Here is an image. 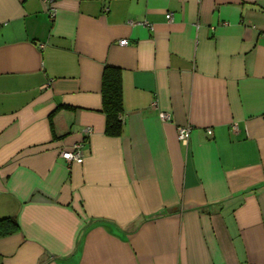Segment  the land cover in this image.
<instances>
[{
  "label": "crops",
  "instance_id": "crops-1",
  "mask_svg": "<svg viewBox=\"0 0 264 264\" xmlns=\"http://www.w3.org/2000/svg\"><path fill=\"white\" fill-rule=\"evenodd\" d=\"M7 217L0 264H264V0H0Z\"/></svg>",
  "mask_w": 264,
  "mask_h": 264
},
{
  "label": "trees",
  "instance_id": "trees-1",
  "mask_svg": "<svg viewBox=\"0 0 264 264\" xmlns=\"http://www.w3.org/2000/svg\"><path fill=\"white\" fill-rule=\"evenodd\" d=\"M122 92L121 68L115 65H106L102 76V110L106 115V132L110 135H120L123 131L124 104ZM51 121L53 124V118ZM19 228V223L15 217L0 220V236L12 234Z\"/></svg>",
  "mask_w": 264,
  "mask_h": 264
},
{
  "label": "built area",
  "instance_id": "built-area-1",
  "mask_svg": "<svg viewBox=\"0 0 264 264\" xmlns=\"http://www.w3.org/2000/svg\"><path fill=\"white\" fill-rule=\"evenodd\" d=\"M51 16L53 17L56 14V9L53 7L50 11ZM167 18L168 20L173 19V13L168 12L167 13ZM129 43L128 39H121L120 44L122 45H127ZM160 116L164 120H170L171 115L170 113L167 112H161ZM235 127V125H234ZM191 125H181L178 127V138L182 141V143L188 144L190 140V135H191ZM92 131L91 127H86L84 129V133L87 135V137L83 138L82 140L74 143V145L70 149H66L62 151V157L66 159L69 163L74 162V161H82L84 156H85V151L87 148L88 144V135ZM208 134H213V131L211 129L208 130Z\"/></svg>",
  "mask_w": 264,
  "mask_h": 264
}]
</instances>
